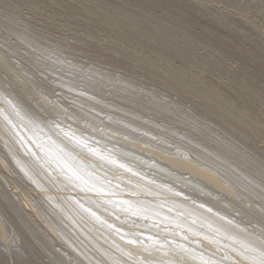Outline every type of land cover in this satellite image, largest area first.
Wrapping results in <instances>:
<instances>
[{
  "label": "bare ground",
  "instance_id": "bare-ground-1",
  "mask_svg": "<svg viewBox=\"0 0 264 264\" xmlns=\"http://www.w3.org/2000/svg\"><path fill=\"white\" fill-rule=\"evenodd\" d=\"M0 33L16 264H264V0H0Z\"/></svg>",
  "mask_w": 264,
  "mask_h": 264
},
{
  "label": "rangeland",
  "instance_id": "rangeland-1",
  "mask_svg": "<svg viewBox=\"0 0 264 264\" xmlns=\"http://www.w3.org/2000/svg\"><path fill=\"white\" fill-rule=\"evenodd\" d=\"M0 34H2L1 36L3 37H8V36H5L4 35V33H0ZM1 39V38H0ZM2 40V39H1ZM14 43H15V40H12ZM5 43H6V41H5ZM1 44V43H0ZM36 57H38V55H35ZM49 65V68H51V69H56L57 71H59L61 68L59 67V66H57V65H55V64H53V63H48ZM51 66V67H50ZM54 66H55V68H54ZM61 70H63V72L61 73L63 76H66V77H73V76H75V74H76V76L75 77H77V78H75V77H73V78H75V80H76V82H78L79 83V85H81L82 84V81L85 79V77L83 76L82 77V75L83 74H79V73H76V72H71V70H69V72H68V70L66 69H61ZM56 71V72H57ZM72 75V76H71ZM81 78H80V77ZM78 79H79V81H78ZM87 79H90V78H88L87 77ZM92 80V79H91ZM81 83V84H80ZM42 84H43V86H42ZM42 84H39V86H38V84H37V89L40 87L41 89H45L46 88V90L48 89L47 88V83H45V81L44 82H42ZM45 85V86H44ZM39 88V89H40ZM111 88V87H110ZM38 89V90H39ZM40 89V90H41ZM108 90V89H107ZM40 92V91H39ZM119 92V93H118ZM122 92H123V95H122ZM116 96H115V98H113V97H107L104 101L105 102H109V103H106V104H110V106H113V107H115V108H117V109H119L120 111L119 112H115L114 111V113H113V111H111V110H107V109H103L102 111L104 112L103 114V116H110V114L112 115V116H114V117H118V118H120V119H125V115H127V116H129V114L130 115H142V117H145V115H146V113L145 114H142L141 113V110L140 109H136V111L138 112H136V111H133V110H135V109H133V106H132V104H129V106H131V107H129V106H126V102H122V99L124 98V97H126V95H127V97L126 98H129V97H131V96H133V95H131V94H126V91H115V93H114ZM120 94V95H119ZM125 95V96H124ZM129 96V97H128ZM70 97V96H69ZM74 99H75V97H73ZM109 98V99H108ZM56 99H58V98H55L54 97V100H56ZM120 99H121V101H120ZM71 101H73L72 99L71 100H69V102H71ZM82 102H85V100H81ZM74 102V101H73ZM120 103V104H119ZM112 104V105H111ZM114 104L115 105H118V107L117 106H114ZM125 104V105H124ZM127 104V105H128ZM72 104H70L69 106H71ZM123 106V107H120V106ZM129 108V109H128ZM123 109V110H122ZM133 109V110H132ZM107 110V111H106ZM121 110L122 111H124V112H127V113H125L124 114V112H121ZM128 110V111H127ZM131 111H132V113H131ZM109 112V113H108ZM121 113V114H120ZM122 113L124 114V115H122ZM115 114V115H114ZM120 115V116H118V115ZM147 118H149V116L147 117ZM150 118H152V117H150ZM161 122H164V121H162V120H160ZM164 123H166V122H164ZM62 127H63V129L64 130H67L68 129V127H69V124L68 123H66V124H64V125H62ZM145 128V127H144ZM146 129H149V130H151L150 128H146ZM181 130V129H180ZM197 133H195V135L193 136V138L194 139H198L197 138ZM90 141H92V142H94V140L93 139H90ZM96 142V141H95ZM158 143V142H157ZM104 148H106V149H108V148H110V146L109 145H107V146H105ZM128 155H130V154H128ZM131 156V155H130ZM127 162H125V163H128L129 165H134V163L133 162H131L132 160H126ZM130 161V162H129ZM135 166V165H134ZM145 168H149V166H145ZM145 171L146 172H148V169H145ZM158 172V171H157ZM149 174H154V171H150L149 172ZM110 179H112L111 180V182H115V180H114V178H110ZM123 188H125V189H127V187H123ZM234 216V215H233ZM253 227H255V226H253ZM3 228H4V230H5V238L0 234V261H1V259L4 257V258H8L7 259V261H8V263H10V264H16L15 262H14V260H13V257L11 256L12 255V253L14 252H19V251H21V248H20V240H21V236H22V233H21V229H20V226H18V225H16V224H7V223H5L4 225H3ZM26 232L27 231H25V233L24 234H26ZM19 233H21V234H19ZM29 232H27V234H28ZM27 234L25 235L26 237H27V239L28 240H30L29 242H30V244H31V246H32V251L35 253V257L37 256L38 257V260L40 261L41 259V261H47V260H49V258H50V255H51V253L49 252V251H47L46 250V248H44V246L43 245H41V241L39 240V238H42L41 237V234L38 232V228L36 227L35 228V230H34V234H33V236L31 235V233H30V235L28 234V236H27ZM32 236V237H31ZM57 244V243H56ZM56 248L57 247H59V245H57V246H55ZM46 250V251H45ZM49 253L50 255H48L49 256V258H48V256H47V254L46 253ZM5 255V256H3V255ZM37 254V255H36ZM36 257V258H37ZM11 259V260H10ZM1 264V263H0Z\"/></svg>",
  "mask_w": 264,
  "mask_h": 264
},
{
  "label": "snow or ice",
  "instance_id": "snow-or-ice-1",
  "mask_svg": "<svg viewBox=\"0 0 264 264\" xmlns=\"http://www.w3.org/2000/svg\"><path fill=\"white\" fill-rule=\"evenodd\" d=\"M92 151H95L94 149Z\"/></svg>",
  "mask_w": 264,
  "mask_h": 264
}]
</instances>
